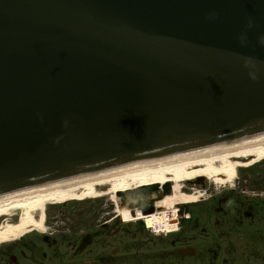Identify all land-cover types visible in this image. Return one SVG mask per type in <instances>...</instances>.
I'll return each instance as SVG.
<instances>
[{"label":"water","instance_id":"95a60500","mask_svg":"<svg viewBox=\"0 0 264 264\" xmlns=\"http://www.w3.org/2000/svg\"><path fill=\"white\" fill-rule=\"evenodd\" d=\"M260 137L264 0H0V196Z\"/></svg>","mask_w":264,"mask_h":264},{"label":"flooded vegetation","instance_id":"af4514ba","mask_svg":"<svg viewBox=\"0 0 264 264\" xmlns=\"http://www.w3.org/2000/svg\"><path fill=\"white\" fill-rule=\"evenodd\" d=\"M239 180L185 183L183 193L196 201L177 206L176 227L164 234L124 222L115 207L86 215V205L71 201L57 212L72 214L49 216V206L43 231L0 243V264H264V176Z\"/></svg>","mask_w":264,"mask_h":264},{"label":"bare ground","instance_id":"6f19581e","mask_svg":"<svg viewBox=\"0 0 264 264\" xmlns=\"http://www.w3.org/2000/svg\"><path fill=\"white\" fill-rule=\"evenodd\" d=\"M262 160L264 137L170 154L3 195L0 196V218L12 211H20L22 216L18 224L0 231V243L17 239L32 228L40 230L46 209L53 204L93 199L102 194L111 196L115 210L124 222L143 221L149 231L164 234L177 222V206L196 201V197L183 193L184 183L206 179L222 185L230 182L238 169ZM167 184L170 193L162 196L149 212L143 214L136 211L132 216L128 202L116 196L117 193L153 185L161 194ZM101 189L105 192L101 193ZM34 214L39 216L38 221Z\"/></svg>","mask_w":264,"mask_h":264},{"label":"rangeland","instance_id":"374dc122","mask_svg":"<svg viewBox=\"0 0 264 264\" xmlns=\"http://www.w3.org/2000/svg\"><path fill=\"white\" fill-rule=\"evenodd\" d=\"M250 169V170H248ZM244 170V171H243ZM239 171H243L239 174ZM240 175V180L239 183L243 186L250 181V180H255L260 176H264V163L263 161H260L258 163L251 164L248 166V168H242L238 169L236 171L235 177L228 183H225V187L231 186L234 183L237 182V178H239ZM249 179V180H248ZM244 180H247L246 183H243ZM185 184V183H184ZM219 185V184H216ZM210 186H214L212 182L210 183ZM209 186V187H210ZM219 187V186H216ZM223 187V186H222ZM105 192L104 189H101L100 191ZM84 204L86 205L85 208L87 209L86 215H93L96 214L97 212H100L102 214H108L112 209H114V202L111 199V196L108 194H102L101 196L93 199H85L83 201H74L72 204ZM62 209L61 205L58 206H50L48 209V212H50L49 216H57V215H62V214H72L70 210L65 211V212H57L58 210ZM22 216L20 211H12L10 212L7 216H3L0 218V231H2L6 226H13L18 224L20 217ZM34 218L36 221L39 220V216L34 214ZM36 229V228H35ZM42 231L44 230V227L41 228ZM40 229V230H41Z\"/></svg>","mask_w":264,"mask_h":264}]
</instances>
